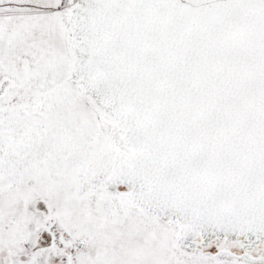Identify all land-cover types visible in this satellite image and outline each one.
<instances>
[{
    "label": "snow or ice",
    "instance_id": "obj_1",
    "mask_svg": "<svg viewBox=\"0 0 264 264\" xmlns=\"http://www.w3.org/2000/svg\"><path fill=\"white\" fill-rule=\"evenodd\" d=\"M0 264H264V0H0Z\"/></svg>",
    "mask_w": 264,
    "mask_h": 264
}]
</instances>
